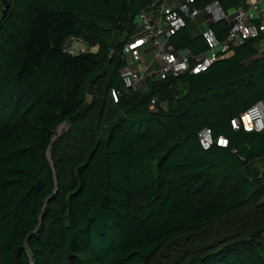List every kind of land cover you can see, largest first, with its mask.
<instances>
[{
	"label": "trees",
	"instance_id": "16d2710c",
	"mask_svg": "<svg viewBox=\"0 0 264 264\" xmlns=\"http://www.w3.org/2000/svg\"><path fill=\"white\" fill-rule=\"evenodd\" d=\"M7 1L0 264H264V132L231 125L264 103L258 40L201 74L125 89L139 15L163 0ZM219 1L226 11L247 6ZM190 25L171 43L202 54ZM212 28L225 38L226 23ZM69 41L88 51L65 53ZM205 128L228 146L204 151Z\"/></svg>",
	"mask_w": 264,
	"mask_h": 264
},
{
	"label": "built area",
	"instance_id": "2783aa9c",
	"mask_svg": "<svg viewBox=\"0 0 264 264\" xmlns=\"http://www.w3.org/2000/svg\"><path fill=\"white\" fill-rule=\"evenodd\" d=\"M202 0H163L155 1L151 10L139 15V30L132 36L126 46L128 65L120 71L125 89H138L141 84L156 79L166 80L183 73L198 75L210 69L215 62L225 59L230 51L241 46L247 40L257 39V58L264 59V0H247V7L224 10L219 0L208 2L203 8L194 7ZM202 15L206 29L202 37L207 51L193 55L188 49H176L171 38L187 25V20H194ZM224 22L227 26L226 36L220 40L212 26ZM73 41L64 46L65 53L78 54L88 51L86 46L75 48ZM152 60L143 62L144 54L150 50ZM121 95L112 90L116 102ZM157 99L153 98L150 110L156 111ZM234 130L247 132H264V103L251 106L240 118L231 121ZM198 140L204 151L214 145L226 148L225 137L215 139L211 129H203Z\"/></svg>",
	"mask_w": 264,
	"mask_h": 264
},
{
	"label": "crops",
	"instance_id": "0c3cea01",
	"mask_svg": "<svg viewBox=\"0 0 264 264\" xmlns=\"http://www.w3.org/2000/svg\"><path fill=\"white\" fill-rule=\"evenodd\" d=\"M247 7V6H246ZM243 8H245V7H243ZM191 21V28H192V30H193V32L195 33V34H202V32L206 29V26H205V24H204V20H203V17H202V15H199L198 17H196L194 20H190ZM197 29H202V31L200 32V33H198L197 32ZM95 49V48H94ZM145 55V54H144ZM143 62H148V61H146L145 59H144V57H143ZM141 86L143 87L144 86V84H141Z\"/></svg>",
	"mask_w": 264,
	"mask_h": 264
},
{
	"label": "rangeland",
	"instance_id": "374dc122",
	"mask_svg": "<svg viewBox=\"0 0 264 264\" xmlns=\"http://www.w3.org/2000/svg\"><path fill=\"white\" fill-rule=\"evenodd\" d=\"M201 31H202V29H197V32H198V33H200ZM73 46H74L75 48H79V47H80V43H79V42H73ZM96 50H97V48L92 49L91 51H92V52H95ZM150 51H151V49L148 50V53H146V54L144 55V59H145L146 61H148V63H150V61L152 60V56H151V54H149ZM65 128H66V125H64L62 128H60V129L58 130V132L61 133V132L63 131V129H65Z\"/></svg>",
	"mask_w": 264,
	"mask_h": 264
},
{
	"label": "water",
	"instance_id": "95a60500",
	"mask_svg": "<svg viewBox=\"0 0 264 264\" xmlns=\"http://www.w3.org/2000/svg\"><path fill=\"white\" fill-rule=\"evenodd\" d=\"M5 4H6L5 9H6L7 6H8V1L7 0H5Z\"/></svg>",
	"mask_w": 264,
	"mask_h": 264
}]
</instances>
